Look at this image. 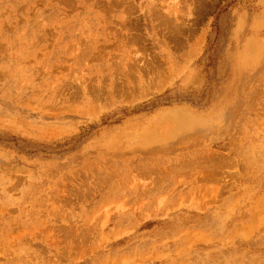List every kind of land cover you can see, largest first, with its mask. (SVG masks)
<instances>
[{
    "label": "rangeland",
    "instance_id": "374dc122",
    "mask_svg": "<svg viewBox=\"0 0 264 264\" xmlns=\"http://www.w3.org/2000/svg\"><path fill=\"white\" fill-rule=\"evenodd\" d=\"M0 264H264V0H0Z\"/></svg>",
    "mask_w": 264,
    "mask_h": 264
}]
</instances>
